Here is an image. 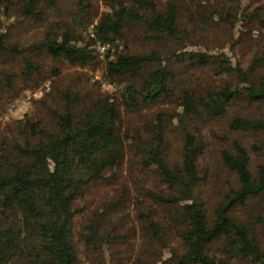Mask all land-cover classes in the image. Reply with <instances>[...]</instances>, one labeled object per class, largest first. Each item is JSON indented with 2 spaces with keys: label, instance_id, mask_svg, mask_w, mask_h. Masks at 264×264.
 Instances as JSON below:
<instances>
[{
  "label": "trees",
  "instance_id": "trees-1",
  "mask_svg": "<svg viewBox=\"0 0 264 264\" xmlns=\"http://www.w3.org/2000/svg\"><path fill=\"white\" fill-rule=\"evenodd\" d=\"M44 1L54 3L20 0L15 12L13 0H0V100L17 92L18 81L27 88L43 72L35 59L42 52L56 64L102 70L119 88L106 92L94 81L81 90L52 81L55 92L40 101L41 115L15 120V133L0 141V264H80L82 251L107 264L106 247L136 237V228L123 233L120 221L110 219L127 200L106 201L78 229L76 217L86 209L77 202L117 180L126 162L152 172L160 187L145 189L155 206L141 212L151 259L134 264H264V114L256 112L264 106V52L244 69L225 53L197 49L193 32L180 25L190 7L185 0H103L109 10L97 20L92 1L77 0L71 17L49 23L41 41H12L2 16L42 24ZM194 4L203 23L240 19L241 0L215 9L209 0ZM100 45L109 46L103 54ZM11 58H20L18 72L3 66ZM60 75L54 67L51 76ZM160 104L165 108L149 120L144 111ZM172 134L180 142L177 158ZM242 135L252 136L249 146ZM252 154L260 160L254 163ZM204 189L217 193L210 205Z\"/></svg>",
  "mask_w": 264,
  "mask_h": 264
},
{
  "label": "rangeland",
  "instance_id": "rangeland-1",
  "mask_svg": "<svg viewBox=\"0 0 264 264\" xmlns=\"http://www.w3.org/2000/svg\"><path fill=\"white\" fill-rule=\"evenodd\" d=\"M20 0H13V10L15 12L20 8ZM94 5V12H97L96 20L99 19L101 14L108 11L109 8L104 4L103 0H91ZM182 16L180 18V25L182 28L187 27L193 32L194 40H197V49L206 50L211 54L225 53L233 64H238L242 68L247 69L254 59L259 58L264 52V27L262 26L264 19V0H241L239 20L232 24L231 22H225L220 20L217 23H210L198 19L194 13L196 5H191L192 0H185ZM53 4L44 1L46 11L44 16L46 20L41 23L31 22L24 19L20 14H12L10 17L2 16L6 28L10 31V38L12 41L21 43L22 45H29L42 40L46 26L49 23L56 22L61 19H69L73 11L77 8V0H53ZM213 4V8L221 7L225 0H209V3ZM228 6V5H227ZM192 7V8H191ZM263 7V10L261 9ZM194 17L191 20L190 14ZM252 13H258L259 16H254ZM197 21V22H195ZM203 26V27H202ZM205 28V29H203ZM180 31V29L178 30ZM89 31L85 32L87 37ZM181 33V31H180ZM120 48H122L120 46ZM192 48V47H190ZM105 61L106 56L100 57ZM37 62L43 64V72L35 76V81L31 82L29 87H24V84L20 81L16 84L17 92L5 94V98L0 100V141L8 139L11 132L15 133L14 122L17 119H22L30 115H41L40 101L48 100L49 92L55 91L50 88V83L54 81L57 86L65 87L72 86L75 89H86V85L89 82L99 81L103 91L113 93L119 86L111 84L103 77V71H95L90 67L71 66L70 64H56L44 52L41 54H35ZM5 68L11 71L18 72L21 65L20 58H11L8 60ZM59 66L61 75L58 77H52V71L54 67ZM263 67L260 71H263ZM259 71V72H260ZM234 82H237L235 80ZM160 106V107H159ZM159 108H165V104L154 105L150 109L144 111L147 114V118L150 120L155 112ZM182 110V109H181ZM256 110V108H255ZM257 113L264 114V106L262 110H256ZM133 117V116H132ZM137 117V116H136ZM134 120L137 124H141V120ZM223 133L225 130L218 129ZM209 139L212 140V135L209 133ZM233 136H238L233 134ZM175 135H171V155L176 157L179 150V140L175 138ZM245 144L249 146L252 141L251 135H242ZM214 142V140H212ZM216 149L209 148L208 156L209 162L212 166H215V154ZM207 155V154H206ZM254 163L260 159L257 155H253ZM177 158V157H176ZM117 180L105 182L104 184L94 187L82 195L78 200V206L84 208L85 214L80 213L76 217L77 229L80 228L82 222L86 218V214L90 213L96 208H103L106 201L116 202L118 198H125L127 200L124 207H118V209L112 211L110 219L112 222L120 221L119 230L123 233L129 231L132 227L136 228V237L130 236V245L122 244L115 246L118 252L113 251L110 247H106L102 253V259L106 260L107 264H111L112 258L120 259V264H134L137 257H142L141 261L145 262L151 259V245L147 237L141 236L140 225L142 223L141 212H147L151 205L148 202H152L149 197L144 195L145 189L148 188H160L157 184L154 174L148 171H138L132 167L130 162H126L120 170ZM204 198L208 201L209 205L215 202L216 192L205 193ZM202 194V195H203ZM148 203V204H147ZM104 205V206H103ZM161 211V210H159ZM77 238V235H76ZM81 250L83 245L79 243ZM173 246L178 248V242L173 240ZM171 255V248L168 247L164 250L162 258L167 259ZM113 256V257H112ZM80 264H97L100 257L87 256L83 251L80 254ZM101 260V259H100ZM233 264H250L249 262L237 259L233 261Z\"/></svg>",
  "mask_w": 264,
  "mask_h": 264
},
{
  "label": "built area",
  "instance_id": "built-area-1",
  "mask_svg": "<svg viewBox=\"0 0 264 264\" xmlns=\"http://www.w3.org/2000/svg\"><path fill=\"white\" fill-rule=\"evenodd\" d=\"M109 46L108 45H100L99 46V51L103 54L107 50Z\"/></svg>",
  "mask_w": 264,
  "mask_h": 264
}]
</instances>
